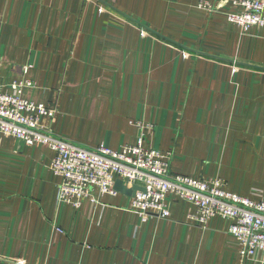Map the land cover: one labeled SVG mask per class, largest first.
I'll use <instances>...</instances> for the list:
<instances>
[{
    "label": "crops",
    "instance_id": "crops-1",
    "mask_svg": "<svg viewBox=\"0 0 264 264\" xmlns=\"http://www.w3.org/2000/svg\"><path fill=\"white\" fill-rule=\"evenodd\" d=\"M238 12L230 0H0V81H30L23 97L53 109L40 124L68 142L118 151L149 125L144 144L172 155L171 176L258 200L264 27L242 32L227 19ZM53 156L0 136V264H264L241 259L227 221L201 227L175 197L169 218L144 223L118 192L95 209L59 203Z\"/></svg>",
    "mask_w": 264,
    "mask_h": 264
},
{
    "label": "built area",
    "instance_id": "built-area-1",
    "mask_svg": "<svg viewBox=\"0 0 264 264\" xmlns=\"http://www.w3.org/2000/svg\"><path fill=\"white\" fill-rule=\"evenodd\" d=\"M230 1L239 9L227 15L230 23L244 33L252 27H264V0ZM198 8L211 10V5L203 3ZM29 68L21 69L23 77ZM32 87L26 79L6 86L0 81V136L21 141L27 147H47L54 153L50 170L59 179V203L77 209L87 200L95 209L102 205L99 197L117 195L113 187L120 180L125 187L142 189L135 192L130 203V210L141 222L169 218L167 199L175 197L194 209L189 219L201 227L215 218L227 221V232L235 239L241 259L264 253V198L255 200L231 193L218 179L171 176L172 155L146 147L144 131L152 128L139 122L134 123L140 132L135 144L118 151L104 145L87 148L68 142L40 124V119L51 118L54 110L23 97V90Z\"/></svg>",
    "mask_w": 264,
    "mask_h": 264
},
{
    "label": "water",
    "instance_id": "water-1",
    "mask_svg": "<svg viewBox=\"0 0 264 264\" xmlns=\"http://www.w3.org/2000/svg\"><path fill=\"white\" fill-rule=\"evenodd\" d=\"M113 188L116 192L121 193V194L128 196V197H131V198L134 197V194L136 191L142 190L141 188H139L137 186L125 187L120 180L115 181Z\"/></svg>",
    "mask_w": 264,
    "mask_h": 264
}]
</instances>
